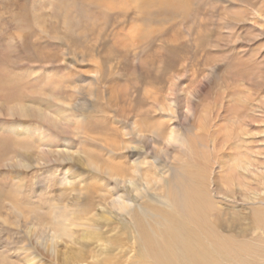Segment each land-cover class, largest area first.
<instances>
[{"label": "rangeland", "instance_id": "1", "mask_svg": "<svg viewBox=\"0 0 264 264\" xmlns=\"http://www.w3.org/2000/svg\"><path fill=\"white\" fill-rule=\"evenodd\" d=\"M147 169L165 180L146 186ZM189 173L209 207L196 226ZM257 212L264 0H0V264L69 262L86 245L85 264H187L203 247L237 264L238 246L264 251ZM61 222L72 238L47 229Z\"/></svg>", "mask_w": 264, "mask_h": 264}, {"label": "bare ground", "instance_id": "2", "mask_svg": "<svg viewBox=\"0 0 264 264\" xmlns=\"http://www.w3.org/2000/svg\"><path fill=\"white\" fill-rule=\"evenodd\" d=\"M227 109H230L231 110V109H233V106L232 105H227ZM236 109L234 108L233 111H235ZM15 111H18L19 114L21 112L22 113H25V115H26V112H28V110H26V108L17 109ZM65 124L66 125L69 124V126H70L71 121H68ZM69 126L62 127L63 132L66 133L68 130H70V127ZM76 128H77V126H76ZM71 130H72V128H71ZM158 130H159L158 128L152 129V132L157 133ZM134 131L137 133V135H139L138 131L136 130V127H134ZM74 132H76V131H74ZM78 132H79V130H78ZM78 132H76V133L78 134ZM69 133L70 132H68V134ZM80 133H81V130H80ZM82 133H83V131H82ZM175 134H176V132L172 128L171 131H170V133L167 134V137H166L167 143L170 144L171 142H174V141H175L176 144L177 143H182V138L180 136H176ZM105 162H106V168H108L111 172H115L119 176V177L115 176L117 180H119V181H121V180L122 181H125V178H126L125 175L127 173V169H126V171H125V169L119 170L120 168L119 167H116L114 165L115 162L112 161L109 158H106ZM243 162H246V161H243ZM143 163H142V165H143ZM146 163L147 162L145 161V164ZM244 165L245 166L242 167L243 170L245 169V171H252V173L256 172L253 169L250 170L251 162L247 161L246 163H244ZM145 169H143V170L145 171ZM237 169L238 168H236V167L235 168H229L228 169V172H226V177H224V178L225 179H230L231 181L234 180L233 177L238 178L239 177V172H238ZM138 172H139V168H137L136 166H134V173L138 174ZM140 172H141V169H140ZM146 172L149 173V174L146 173L147 175H144L145 173H143V177L145 176L144 178H145V185L146 186H151L152 184H159V183L163 182V180H165V178L163 177L164 172H161L159 174L158 173L157 174L155 173L156 175L154 174V172L150 171L149 169H147ZM131 176L132 177H128V179H126V182H129L130 185L132 186L133 190L137 194H139L141 192V190L138 188V184H137L136 178L134 179V177H135L134 175H131ZM187 176H188V178H187L186 181H191V184L188 185L187 190L191 193V196L197 200V202L195 204H193V205H191L189 207L188 212H187V218H188L189 224L190 223H194V226H196L195 223L198 220L197 217H199L200 212H202V210H208L209 207H208V203L205 202L206 200L201 201V194L199 195L196 192V190H194V188H193V184H196V179H195L196 174H190L189 173ZM112 204H113L112 208H115V209H122V210H124V209H127L129 207V201H127L125 199V197H123V196H116L114 199H112ZM262 218H264V214H262V213L259 214L258 212L255 214V222L258 223V225H260V222L263 221ZM104 219L107 220L108 218L107 217H104ZM63 220H60V221H63ZM64 222H65V220H64ZM170 223H171V220H167L163 224L164 227L167 228L166 229V234L164 236V243L167 244V245L170 244V237L167 234V232L169 230V227H170ZM262 223H261V225L264 226ZM258 225H257V227H258ZM53 226H54V224H51V225H49L47 227V229L49 231H53V233L55 235H57V236H59L58 233H61V234L65 235L67 238L68 237L69 238H72V235L70 233H68V232L65 231L64 224H62V222H61V228L58 227V225H57V227H58L57 229L55 228L56 226L54 228H53ZM59 229H61V230H59ZM195 229L197 231H199L201 234L205 235V232H204L205 229L202 230V231L200 229H198V228H195ZM85 235H86V237H89V238H92V239H96V242L100 243L99 246H101V250L105 249L107 247V245H108L107 244V240L104 237H101L100 238V236H102V235H100L98 233H87ZM54 238H55L54 236H53V238H51L52 239V242H53V240L55 241ZM86 244H88V243H86ZM47 247H48V250H50V248H52L53 246L51 247V246L48 245ZM53 248H55V247H53ZM86 248H87V245H86V247H82V249L79 252L77 251V253H74V255H75L74 257L71 255V257H69V262H64V263L63 262H59L58 264H85L86 261L89 258L88 254L87 255L84 254V251L86 250ZM197 251L198 252L197 253H194V255L192 257V259H194V260L193 261H190V262L188 261L189 263H187V264H209L211 262V260H212L211 259V256L205 251V248L204 247L203 248H200V249H197ZM103 252H105V250ZM53 253H54V251H53ZM263 254H264V251H257V250L252 251L249 248H246L245 249L243 246H238L237 249H236V257H237V260H238L237 264H258V263H254L253 262V258L259 257L261 260L264 261V255ZM91 255H93V254H91ZM200 256L201 257H204L205 259L201 260ZM150 259H152V258H150ZM153 259H157V257L153 256ZM87 264H96V263H95V261H92L91 263H87Z\"/></svg>", "mask_w": 264, "mask_h": 264}]
</instances>
